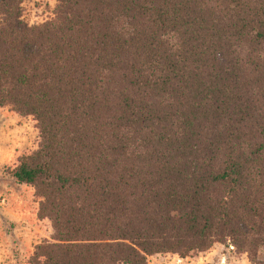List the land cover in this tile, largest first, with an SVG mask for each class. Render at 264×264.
<instances>
[{
	"label": "trees",
	"instance_id": "obj_1",
	"mask_svg": "<svg viewBox=\"0 0 264 264\" xmlns=\"http://www.w3.org/2000/svg\"><path fill=\"white\" fill-rule=\"evenodd\" d=\"M56 1L0 0V108L39 131L7 174L54 232L28 264H264V0Z\"/></svg>",
	"mask_w": 264,
	"mask_h": 264
},
{
	"label": "rangeland",
	"instance_id": "obj_2",
	"mask_svg": "<svg viewBox=\"0 0 264 264\" xmlns=\"http://www.w3.org/2000/svg\"><path fill=\"white\" fill-rule=\"evenodd\" d=\"M56 6V0H25L22 18L30 25H37L53 19ZM7 110H0V264H28L35 247L46 239L51 240L54 232L48 219L38 218L39 199L34 189L16 186L7 174V168L14 166L17 157L37 150L39 142L35 122L30 117L19 123L12 121L13 115ZM13 191L15 196L23 198L22 203L10 195ZM148 264L251 263L245 255H237L233 247L218 243L210 250L188 258L175 254L156 255Z\"/></svg>",
	"mask_w": 264,
	"mask_h": 264
},
{
	"label": "crops",
	"instance_id": "obj_3",
	"mask_svg": "<svg viewBox=\"0 0 264 264\" xmlns=\"http://www.w3.org/2000/svg\"><path fill=\"white\" fill-rule=\"evenodd\" d=\"M5 109H6V108H0L1 111H4ZM7 113L12 114L13 116L11 117L10 120H12V121H16L17 123H19L22 119H26V118H27V117H21V116L18 117L17 114H15V113H13V112H10L9 110H7ZM20 128H22V126H21ZM20 130H21V129H20ZM12 179H13V178H12ZM13 180H14V179H13ZM14 182H15V185H16V186H20V187H22V186H26V185H21V184L16 183L15 180H14ZM27 188H29V187L27 186ZM29 189H30V191H32L31 188H29ZM10 195L14 196V198L17 197L18 199H20V203H22L23 198L18 197V195L15 196L16 194L14 193V191H13L12 194H10Z\"/></svg>",
	"mask_w": 264,
	"mask_h": 264
}]
</instances>
